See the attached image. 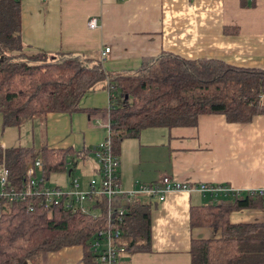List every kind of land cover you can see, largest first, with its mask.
<instances>
[{"label":"crops","instance_id":"obj_1","mask_svg":"<svg viewBox=\"0 0 264 264\" xmlns=\"http://www.w3.org/2000/svg\"><path fill=\"white\" fill-rule=\"evenodd\" d=\"M20 10V37L26 49L50 55L69 51L89 63L100 59V52L109 47L100 60L115 75L134 73L145 56L162 51L264 68V0H20ZM92 16L98 22L94 28L87 22ZM103 84L85 93L80 106H109V91ZM101 121L90 119L82 110L49 112L20 127L1 126L0 145L22 146V125L32 122L33 131L38 122L44 126L41 144L35 145L32 132L26 145L92 148L108 134ZM120 146V188H134L136 180L161 181L164 176L189 185L227 184L244 193L264 188V114L229 123L224 114L204 113L187 127L143 128L137 136L123 138ZM89 154L93 155L88 152L78 161ZM206 197L183 189L166 191L163 200L141 194L139 198L150 204V249L126 251L116 264H191L192 238H207L211 230L191 227L190 208L204 203ZM263 216L264 210L258 208L229 214L233 223ZM82 253V245L61 247L48 254V264H84Z\"/></svg>","mask_w":264,"mask_h":264},{"label":"trees","instance_id":"obj_2","mask_svg":"<svg viewBox=\"0 0 264 264\" xmlns=\"http://www.w3.org/2000/svg\"><path fill=\"white\" fill-rule=\"evenodd\" d=\"M20 0H0V114L2 129L21 126L49 112L86 111L109 127L111 150L117 154L125 137L147 127L196 124L204 113L224 114L230 122H247L264 114V68L240 66L212 57L184 58L162 51L145 56L131 74H111L100 59L87 63L69 51L55 55L26 49L20 37ZM113 93L109 106L82 107L80 99L99 83ZM93 148V147H92ZM92 148H39L0 145V163L7 169L6 186L18 189L30 164L40 159L42 182L52 172H66ZM70 170V172H68ZM71 181V179H70ZM50 185V184H49ZM54 185V184H53ZM60 187L59 185H56ZM191 205V227H209L207 238H192L191 264H264V216L261 220L231 222L234 210H264V193L257 191L206 194ZM104 196L87 209L44 205L0 197V264H48V254L61 247L82 245V261L94 264L93 240L106 226ZM95 207L98 213H93ZM120 244L127 252L150 249V204L139 197L124 205Z\"/></svg>","mask_w":264,"mask_h":264},{"label":"built area","instance_id":"obj_3","mask_svg":"<svg viewBox=\"0 0 264 264\" xmlns=\"http://www.w3.org/2000/svg\"><path fill=\"white\" fill-rule=\"evenodd\" d=\"M88 26L94 28L98 22L95 16L88 19ZM111 49L105 47L100 52V59L102 60L106 53ZM100 60V61H101ZM109 95L113 97V93L109 91ZM108 127V126H107ZM108 134L104 140L95 144L92 148V153L96 161L95 175L90 177L87 181L85 189L80 187L77 178H71L70 188L66 192L56 185H49V183L42 182V164L40 159H37L34 164L28 165L23 183L17 189L16 186H6L7 169L2 166V173L0 175V197L22 198L26 195H31L35 198H41L46 206H52L63 202L65 207H82L87 209L84 201L88 200L91 205L96 203L97 198L104 196L106 199L105 216L106 226L99 228L95 233L93 240L94 264H116L119 257L126 252L124 244H120L121 230L117 227V222L121 221L122 214L125 212L124 205L133 202L141 194L149 196H157L158 199L163 200L166 191L172 189L197 190L202 194H228L233 191L227 184H212L209 182H200L198 184L189 185L186 182L175 181L168 176H164L161 181L156 182H142L135 181L134 188L124 189L120 188L117 167L119 166L118 155L115 154L110 145ZM258 194L264 193V188L256 189ZM89 205V206H91ZM94 210V209H93ZM91 209L93 213H95Z\"/></svg>","mask_w":264,"mask_h":264},{"label":"rangeland","instance_id":"obj_4","mask_svg":"<svg viewBox=\"0 0 264 264\" xmlns=\"http://www.w3.org/2000/svg\"><path fill=\"white\" fill-rule=\"evenodd\" d=\"M262 99L264 101V94L262 96ZM2 118V117H1ZM2 121H0V129L3 123H1ZM30 123H26L24 125H22L21 130H20V134L21 136H23L21 138V142L23 145L26 144H30L31 143V137L33 135H35L34 139H35V145H40L41 144V138L42 135H40L42 129L44 130V126L41 124V126L38 124V122H36L34 124V129L33 131H31L30 129ZM33 132V135H32ZM0 135H1V130H0ZM93 155L89 154V156H87L84 160H79L78 164L75 165V168L73 170V176L74 178H77L78 183L80 184V187L85 189V187H87V181L89 180L90 177H92L91 173H90V166L92 165L93 161ZM96 163V162H95ZM2 166L3 164L0 163V175L2 173ZM50 178L47 179V182L51 185V184H59L60 187L66 192V190H68L70 188V177L68 176L66 172H62V171H57V172H52L51 175L49 176ZM83 203H85L86 207H89V205H91L92 203H90V201L86 200ZM98 209L95 208L94 212L98 213Z\"/></svg>","mask_w":264,"mask_h":264},{"label":"water","instance_id":"obj_5","mask_svg":"<svg viewBox=\"0 0 264 264\" xmlns=\"http://www.w3.org/2000/svg\"><path fill=\"white\" fill-rule=\"evenodd\" d=\"M68 172H70V170Z\"/></svg>","mask_w":264,"mask_h":264}]
</instances>
